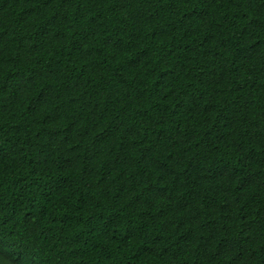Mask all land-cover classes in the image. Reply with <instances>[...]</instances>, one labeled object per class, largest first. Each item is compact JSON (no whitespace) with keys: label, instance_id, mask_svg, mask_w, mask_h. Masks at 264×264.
<instances>
[{"label":"trees","instance_id":"trees-1","mask_svg":"<svg viewBox=\"0 0 264 264\" xmlns=\"http://www.w3.org/2000/svg\"><path fill=\"white\" fill-rule=\"evenodd\" d=\"M0 264H264V0H0Z\"/></svg>","mask_w":264,"mask_h":264}]
</instances>
